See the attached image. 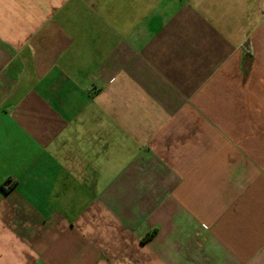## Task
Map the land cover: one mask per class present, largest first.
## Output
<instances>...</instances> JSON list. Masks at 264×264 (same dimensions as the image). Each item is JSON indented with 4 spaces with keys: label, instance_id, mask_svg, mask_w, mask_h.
<instances>
[{
    "label": "crops",
    "instance_id": "crops-1",
    "mask_svg": "<svg viewBox=\"0 0 264 264\" xmlns=\"http://www.w3.org/2000/svg\"><path fill=\"white\" fill-rule=\"evenodd\" d=\"M0 264H264V0H0Z\"/></svg>",
    "mask_w": 264,
    "mask_h": 264
}]
</instances>
